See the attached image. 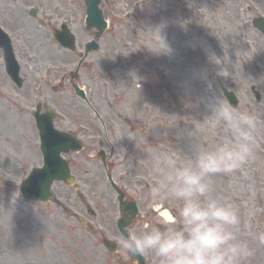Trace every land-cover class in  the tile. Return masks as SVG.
I'll use <instances>...</instances> for the list:
<instances>
[{"label":"rangeland","instance_id":"obj_1","mask_svg":"<svg viewBox=\"0 0 264 264\" xmlns=\"http://www.w3.org/2000/svg\"><path fill=\"white\" fill-rule=\"evenodd\" d=\"M84 6L83 0H0V26L12 39L23 78L21 88L11 83L0 49V264H135L121 247L110 254L101 242L106 236L120 246L119 212L107 180L109 162L106 167L87 154L100 141L108 147L106 119H114V150L120 152L115 180L140 206L128 234L140 233L145 224L175 227L159 214L175 216L180 202L154 194L155 161L170 153L180 163L194 161L199 150L218 146L217 137L226 133L213 115L206 117L202 94L210 89L227 102L223 88L237 96L240 113L257 117L254 154L239 169L208 180L213 195L238 209L239 238L255 253L250 264H264V40L251 24L264 17V0H101L108 28L98 39L99 50L85 59L83 48L95 29L85 28ZM31 7L38 10L34 17ZM61 23L76 37L75 53L54 40ZM159 35L170 54L153 53L163 48ZM195 42L202 47L196 50ZM211 54L221 59L218 74ZM77 68L74 82L86 100L70 85ZM37 104L42 111L53 109L57 126L84 142L79 154L66 157L92 217L62 181L52 184L54 200L46 202L25 200L18 190L42 163L32 116ZM233 175L244 186L227 193ZM155 205L160 210L147 213ZM65 206L82 221L67 215ZM144 258L157 264L151 255Z\"/></svg>","mask_w":264,"mask_h":264},{"label":"clouds","instance_id":"obj_2","mask_svg":"<svg viewBox=\"0 0 264 264\" xmlns=\"http://www.w3.org/2000/svg\"><path fill=\"white\" fill-rule=\"evenodd\" d=\"M155 29L159 34L160 28ZM159 38L163 48L152 52L170 54L171 49ZM208 59L214 64L221 60L214 54ZM211 112L226 133L218 146L199 150L194 161L180 163L177 155L170 153L158 157L154 164V194L180 202L178 213L167 217L176 226L161 229L145 224L138 234L122 235L119 244L128 255H151L157 264H250L255 253L239 238L238 209L213 195L208 177L231 173L252 158L257 117L240 113L220 98Z\"/></svg>","mask_w":264,"mask_h":264},{"label":"water","instance_id":"obj_3","mask_svg":"<svg viewBox=\"0 0 264 264\" xmlns=\"http://www.w3.org/2000/svg\"><path fill=\"white\" fill-rule=\"evenodd\" d=\"M100 0H87V9H86V24L88 27H96V37H98L106 28V21L104 20L101 10L98 8ZM253 25L258 28V30L263 32L264 35V19L262 17L253 19ZM56 40L60 42L64 47H68L71 50L74 49V36L66 29L65 26H62L61 31L55 32ZM95 37V38H96ZM0 47L3 48L5 54V62L7 67V72L14 81L20 85V79L18 78V64L14 58L12 52V47L9 40L2 34H0ZM98 45L95 40L89 42L86 45V51L91 49H97ZM75 90L78 94L83 95L82 90H80L75 85ZM224 95L227 97L229 103L232 106H235L237 103L234 93L228 92L223 89ZM38 127L40 129V136L42 140L41 150L43 152V157H45V165L40 169H34L28 175L27 179L22 182L21 191L24 198L29 199H39V200H48L50 198L49 187L53 179H63L66 182H72V177L68 173V169L64 166L65 163L60 159V151H68L69 149H80V144L68 135L62 132L56 131L52 127L51 119L52 115L50 113H45L44 115L37 116ZM131 216L135 214L134 204H130ZM129 218L122 219L119 221L120 231L125 234L124 227L126 223L129 222ZM105 245L108 247L110 252L114 251V245H111L110 242L104 241ZM142 256H136L139 264H145Z\"/></svg>","mask_w":264,"mask_h":264},{"label":"flooded vegetation","instance_id":"obj_4","mask_svg":"<svg viewBox=\"0 0 264 264\" xmlns=\"http://www.w3.org/2000/svg\"><path fill=\"white\" fill-rule=\"evenodd\" d=\"M61 80L64 81V78H62ZM113 121H114V119H113ZM113 121L107 120L108 125H106L107 126L106 128L108 130L107 133L110 136V139L106 140V143L108 145V147L106 148L107 152H106V149H103L104 144L101 143V141H100L99 142L100 143L99 149L97 151H91L90 154H87V155L88 156L90 155L91 157L97 156L98 160L101 163H103L102 165H104L106 167H109V164H110L111 171H109V173L107 175H109L110 185L112 186V188L114 189V193L116 194V185H115L116 180L115 179L117 177V174L116 175H114V174H115V169H116L117 165L115 164L116 161H114V158L117 157V151L114 150V143H113L114 142V122ZM106 136L107 135H105V137ZM108 162H109V164H108ZM83 164H89V163L84 161Z\"/></svg>","mask_w":264,"mask_h":264},{"label":"bare ground","instance_id":"obj_5","mask_svg":"<svg viewBox=\"0 0 264 264\" xmlns=\"http://www.w3.org/2000/svg\"><path fill=\"white\" fill-rule=\"evenodd\" d=\"M40 44H42V43H40ZM193 44L195 45L196 50L200 49L199 46L202 47L201 43L195 42ZM223 64H225V63H223ZM211 66H212V69L216 72V74H218V71H217V68L215 67V64L211 63ZM216 66L219 68V66L217 64H216ZM219 72H220V69H219ZM212 95L213 94L211 93L210 89H206L205 93L202 94V96L205 98L204 106L207 107L206 108L207 109L206 117L209 116L210 114L213 115L211 112V109H212V106L215 104L217 99ZM213 118H214V115H213ZM220 139L221 138L217 137V140L219 142H220ZM191 150H194V149H191ZM243 186H244V181H243L242 177H240L238 175L237 176L233 175L232 178L230 179V184L228 185L227 193H231V190H235V189L241 188ZM230 197L235 198L234 193ZM159 215H161L166 220V222H169L167 220V217L169 215L167 211L161 210Z\"/></svg>","mask_w":264,"mask_h":264}]
</instances>
